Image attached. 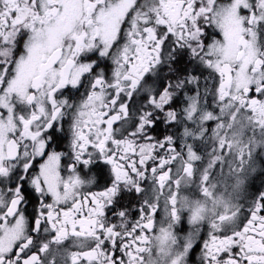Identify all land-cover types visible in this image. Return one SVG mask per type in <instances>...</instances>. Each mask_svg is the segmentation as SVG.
Here are the masks:
<instances>
[{
    "label": "snow or ice",
    "instance_id": "1",
    "mask_svg": "<svg viewBox=\"0 0 264 264\" xmlns=\"http://www.w3.org/2000/svg\"><path fill=\"white\" fill-rule=\"evenodd\" d=\"M0 264H264V0H0Z\"/></svg>",
    "mask_w": 264,
    "mask_h": 264
}]
</instances>
